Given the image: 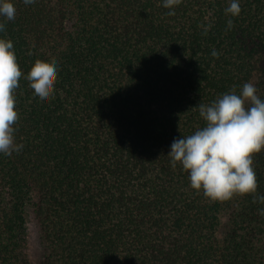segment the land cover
Masks as SVG:
<instances>
[{"label": "trees", "instance_id": "trees-1", "mask_svg": "<svg viewBox=\"0 0 264 264\" xmlns=\"http://www.w3.org/2000/svg\"><path fill=\"white\" fill-rule=\"evenodd\" d=\"M11 2L0 38L23 73V148L0 156V264H33L29 217L34 264H264V149L252 157L257 192L225 202L167 156L205 126L199 104L246 82L264 99V0H240L231 30L230 0H182L174 16L163 0ZM37 60L58 66L47 104L25 78Z\"/></svg>", "mask_w": 264, "mask_h": 264}, {"label": "clouds", "instance_id": "clouds-1", "mask_svg": "<svg viewBox=\"0 0 264 264\" xmlns=\"http://www.w3.org/2000/svg\"><path fill=\"white\" fill-rule=\"evenodd\" d=\"M31 5L36 0H23ZM182 0H163L162 6L174 16ZM241 13L240 0H230L225 15L230 18L226 27H233L232 17ZM0 17L14 20L16 9L11 0H0ZM211 25L204 27L206 35ZM5 24L0 22V32ZM220 55L215 49L213 58ZM11 40L0 38V156H11L22 151L23 145L15 142L19 119L15 110L14 91L20 87L22 77ZM58 66L37 60L27 76L34 97L41 104L54 98ZM256 87L246 82L239 94L231 90L209 105L199 104V115L205 126L186 137L174 138L167 154L170 166L177 164L188 174L190 187L202 191L210 202H225L236 195L257 192V176L253 155L264 149V99L257 96ZM249 104L250 107L245 105ZM264 204V195L254 197ZM264 215V209L259 210Z\"/></svg>", "mask_w": 264, "mask_h": 264}, {"label": "rangeland", "instance_id": "rangeland-1", "mask_svg": "<svg viewBox=\"0 0 264 264\" xmlns=\"http://www.w3.org/2000/svg\"><path fill=\"white\" fill-rule=\"evenodd\" d=\"M39 235L35 224L31 217L28 218L27 222V246L28 255L31 263H36L41 255V245L39 242Z\"/></svg>", "mask_w": 264, "mask_h": 264}]
</instances>
